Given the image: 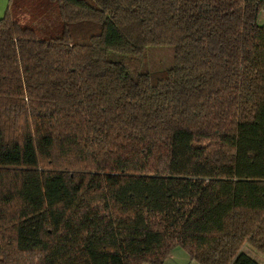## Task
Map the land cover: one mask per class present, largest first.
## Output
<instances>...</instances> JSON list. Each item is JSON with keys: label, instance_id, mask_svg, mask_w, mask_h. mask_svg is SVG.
I'll return each instance as SVG.
<instances>
[{"label": "trees", "instance_id": "obj_1", "mask_svg": "<svg viewBox=\"0 0 264 264\" xmlns=\"http://www.w3.org/2000/svg\"><path fill=\"white\" fill-rule=\"evenodd\" d=\"M264 0H8L0 264L264 257ZM173 64L139 72L148 44Z\"/></svg>", "mask_w": 264, "mask_h": 264}, {"label": "rangeland", "instance_id": "obj_2", "mask_svg": "<svg viewBox=\"0 0 264 264\" xmlns=\"http://www.w3.org/2000/svg\"><path fill=\"white\" fill-rule=\"evenodd\" d=\"M4 7L6 5V1L4 0ZM4 8L0 11V16L3 15ZM262 12L260 11L257 16V23L258 24H264V19L262 18ZM137 57L142 58V62L139 66V72H155V71H161L163 69H167L172 66L173 64V46L168 43H162V44H148L145 48L141 49L140 52L135 55ZM175 250L172 251L179 252L177 253V256L174 260L168 261L167 264H193L192 261L189 260V257L187 253L180 247L176 246L174 247ZM173 248V249H174ZM244 251L247 252L251 251V249L247 246L243 247ZM256 254L253 251L247 252ZM179 254V255H178ZM250 255V254H249ZM259 258H262L261 264H264V257L256 254ZM168 256V255H167ZM166 256V257H167ZM165 260V259H164ZM164 263V261H163ZM145 264V263H144Z\"/></svg>", "mask_w": 264, "mask_h": 264}, {"label": "crops", "instance_id": "obj_3", "mask_svg": "<svg viewBox=\"0 0 264 264\" xmlns=\"http://www.w3.org/2000/svg\"><path fill=\"white\" fill-rule=\"evenodd\" d=\"M4 0H0V11L2 10V8H4V11H5V9H6V6H7V3H6V5H5V7H4ZM6 2H8V0L6 1ZM3 11V12H4ZM1 14V13H0ZM262 18L264 19V13L262 12ZM172 250H175V248L174 249H172ZM246 252V251H245ZM247 252H251V251H248L247 250ZM246 252V253H247ZM177 253H179V252H175L174 253V251H172L171 253H169L168 254V256L165 258V260H164V263L163 264H167V262L168 261H172V260H174L175 258H176V256H177ZM248 254V253H247ZM250 254V255H249ZM248 255L250 256V257H252L254 260H256L259 264H261V261H262V258H259L256 254H252V253H249ZM179 255V254H178ZM193 264H195L194 262H192Z\"/></svg>", "mask_w": 264, "mask_h": 264}, {"label": "built area", "instance_id": "obj_4", "mask_svg": "<svg viewBox=\"0 0 264 264\" xmlns=\"http://www.w3.org/2000/svg\"><path fill=\"white\" fill-rule=\"evenodd\" d=\"M256 1H259V0H256Z\"/></svg>", "mask_w": 264, "mask_h": 264}]
</instances>
